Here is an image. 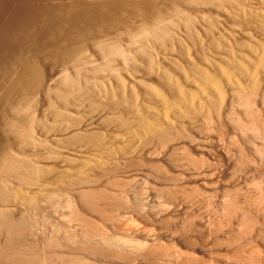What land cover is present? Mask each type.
I'll list each match as a JSON object with an SVG mask.
<instances>
[{
    "label": "bare ground",
    "instance_id": "1",
    "mask_svg": "<svg viewBox=\"0 0 264 264\" xmlns=\"http://www.w3.org/2000/svg\"><path fill=\"white\" fill-rule=\"evenodd\" d=\"M22 1H24V0H22ZM42 1H41L42 4H40L41 6L40 5H38L39 7L36 6L35 8H33L31 10L32 12L29 11L30 9L28 10L26 8L28 10V11H26L27 13L25 12V14H23L24 12H22V14L28 15V13L31 12L32 15L35 16V18H38L40 15H42L41 13L47 14L46 18L43 21L45 22V20H46V24L48 23L47 28H48L49 32L55 30V33L52 34L51 36L49 35V33H48V35L45 36V38L46 37L48 38V36H49L51 45H49V43H48L49 46L48 45L47 46H48V48H50V46H52V48H53V56L52 57H54L56 61H59L62 66L63 65L65 66L67 64V65H71V67H73V68L72 69L68 68V69L72 70L71 72L67 71L68 69L64 70V67H63V71L61 69L57 68L58 69L57 71H59V70L61 71V73L59 71V74H60L59 76H57L58 75L57 71L51 72V74H46L45 73L46 68L40 66V64H39L40 60L36 57L37 52L40 53V51H41V50L37 49V48H39L38 45H36L34 43V46L32 47V49H30L29 54H31V55L24 56L26 54H25V51L23 50L24 51V53H23V51L21 49V46L23 44L20 46V43H19L21 41L19 39L20 38V34H18L19 32L15 33L14 31H12L10 29V31L12 33L10 32V34L5 35L3 37V39L0 37V48L2 45L4 48H6L5 51H7V53H8L7 54L8 55L7 60H5L6 55H5V58L3 56L5 61H3L2 58H0V110L2 112H5L3 110L9 109L8 111L11 110L10 112L13 113L12 115H10V112L7 114L8 111L6 110L7 112L5 114L10 115V116L4 115L5 118L3 120L0 119V120H2V122L4 121L3 123L5 125L3 124V126H6L5 128H7V129L4 128L5 130H7L4 132L7 133L6 137H8L7 138L8 141L6 142V146H4L5 149L1 150L2 152L0 151V234L2 232L8 233V235H7L8 240H6L7 243H5V245L3 244L4 250H3V248L0 249V264H45L43 259H42L43 260L42 262L37 261L39 259L41 260V258H38V257H37L38 259H36V260L33 259L34 261L32 259H31L32 261L30 260L31 257L27 258L30 261L29 260L24 261L23 258L25 256L24 257L22 256L23 257L22 258L23 260H22V259L18 258V256L21 257L20 255H18L20 253L16 254V252H15L16 250L12 251L16 248H21V249L26 248L27 242L29 243V240L28 241L25 240V237H26L27 233L30 237L29 233H31V232L29 230L33 229V228L32 229L30 228L32 226L31 225L32 219H30V221H29V219L25 218L26 216H28L27 218H30L29 214L26 215L25 217L21 216V214H20L17 216V217L20 216L19 218L15 217L13 215V212H16L19 209H22V206H23V208L25 206V207L30 208L29 210L32 209V211H34L37 208L39 209V207L41 205L40 203H41V201L43 203V200L46 201V203L48 202L50 204V202L52 200H56L55 197L57 196V193H58V191H54V190L50 191L53 187L56 186L57 188H62V189L66 188L68 190L69 188H72L73 186H75L77 184H79V185L81 184V186H82V185H84V183H88V182L90 183V180L93 179L91 174H93L95 171L96 172L101 171V173L104 172L103 174H105V172L107 173L109 171V172L114 174V172H112L110 170L114 169V168L113 169H111V168L115 167L116 164L119 162V160H118V162H115L116 163L115 166H113L114 164L111 161H114L115 159H119V158L120 159L124 158V161H125V157L132 156L136 153V151L138 149H136L135 147L139 148L137 146L138 144L140 145L142 143L144 145L145 144L147 145V143L153 139L154 140L157 139V141H159V144H160V142L164 143L165 141L172 138L173 130L174 129L176 130V126H178V127H179V125L183 126L181 124H183L184 122H192V120L195 119L197 116L198 117L199 116L200 117L205 116L206 119H207V117H209L208 120H210L211 118H213L212 114L214 117H215V115L217 117H219L223 112H226V111H224L226 108H228L226 106L233 104L234 101H237L236 103L249 104V107H248L249 109H250V106L253 104L255 107V103H252V102L256 101L255 99H259L258 97L262 98L261 100L264 101V0H69V1L68 0H42ZM54 1H57V2H54ZM34 2H36V1L34 0ZM37 2L40 3V1H38V0H37ZM27 3H28V0H27ZM30 3L31 2H29V4ZM33 3H31V4H33ZM39 3H37V4H39ZM26 4H24V5H26ZM29 4H27V7ZM10 6H12V5H10ZM32 6H34V5H32ZM29 7H31V6H29ZM1 13L2 12H0V14ZM30 16L31 15H29V17ZM32 18H34V17L32 16ZM24 19H25V17H24ZM3 20H5V19H3ZM22 20H23V18H22ZM28 20L31 21L33 19L30 20V18H29ZM14 21H16V20H14ZM21 22H20V24H21ZM33 22H34V20H33ZM33 22H32V24H33ZM78 22H80V23H78ZM35 23H37V22H35ZM51 23L54 24V27L51 26L52 25ZM27 24H29V23H27ZM57 24H58V26H57ZM18 25H19V23H18ZM29 25H31V22ZM71 25H74V27L72 28L73 31H71V28H70ZM28 26H26V27L28 28ZM9 27H10V25H9ZM29 27H31V26H29ZM50 27H52V28L49 29ZM34 28H29V29L34 30ZM27 30L28 29H26L24 31L27 32ZM45 31H46V29H45ZM8 33H9V31H8ZM1 34H3V31ZM1 34H0V36H1ZM4 34H6L5 31H4ZM26 35H28L27 37H28L29 41L33 40L34 36H32V32L29 34V31H28V34L26 33ZM5 37H6V39H4ZM34 39H36V38H34ZM123 39H126V40H124V41H126L125 43H123ZM32 42H35V41H32ZM36 43H37V41H36ZM45 47H44V50H45ZM28 48H30V47H28ZM52 48H50L51 51H52ZM46 49H47V47H46ZM88 49L90 52H92L93 49H96L98 51L97 54L98 53L100 54L99 55L100 59H101V56L103 57L102 58V60L104 59L103 63H98L96 61L98 59L96 57L97 54L96 53L94 54V51L96 52V50L93 51L94 55L91 53V59L94 60V61L91 60L93 62L92 63L90 61V58H89L90 56L86 57L87 53L89 52ZM91 49H92V51H91ZM44 50H42V51H44ZM3 51H1V52H3ZM51 51H49V52H51ZM45 52H48V50ZM90 52H89V55H90ZM1 54L2 53H0V55ZM4 54H6V53H4ZM45 54H47V53H45ZM92 56H95L96 60L93 59L94 57H92ZM36 58H37V60H39V62L36 60ZM48 58L50 59L49 56H48ZM45 59L47 60V58H45ZM46 60H44V61H46ZM52 60H48V61H50V63H51ZM117 61H120L121 64L118 65ZM99 62H101V60ZM54 64H55V61H54ZM56 64H58V62ZM89 64H92V65H89ZM46 65H49V64H46ZM52 66L53 65H51L50 69H52V68L54 69V66L53 67ZM56 66L57 67L59 66V68H61L59 64ZM43 69L45 70V72ZM48 71H49V69H48ZM38 96H40V97L45 96V99L49 97L50 103L52 102V103H54V105L56 103L54 101H52L53 100V99H51L52 97H56L55 100L58 98L59 102L61 101L63 103V106H61L62 108L58 107L59 104L62 105V103H59V104L57 103L58 105H55L56 106L55 107L53 104H50L47 102V105L43 106V108L44 107L49 108V110L46 109L47 112L49 111L48 114L52 113L53 117H51V114H50V117H51V119H49V120H51L50 122L51 123L55 122V124L52 125L53 127L50 125L51 123H49V125L54 129H52L50 127L48 129V126H47L48 124L45 125V126H47V129L44 126V123H43V125H41L42 127L43 126L45 127V128L43 127L45 130L42 128V131L43 130L46 131V135L43 134V133H45L43 131V133H42L43 136L39 134L41 132V131H39L41 129V127L39 126L40 125L39 123L41 122V124H42L43 121H41V120H43V118H45L44 120H46V118L49 116L45 117V113H47L45 111V108H44V111L43 110L41 111V113L45 112L42 119L39 118L38 116H36L37 113H35V111L38 109H35V106L37 105ZM45 99H44V101H45ZM263 101H262V103H264ZM56 102H58V101H56ZM42 103H44V102H41V104ZM48 104H50V105L48 106ZM43 105H45V104H43ZM38 106L36 108H38ZM69 106H70V108L72 107L73 111L75 108L77 110H80V111L85 109V113L83 112L85 115H87L86 113L88 112V115L84 117V118H86V122H84V124L81 123L84 121V120H81L82 119L81 117H83L82 114L80 117L81 118L80 123H78L79 120H77L78 121L77 122L74 119V117L76 118L79 116V114H77L76 111H75V113L78 116H76V115L72 116L71 115L72 116L71 117L69 115V112H70L68 110ZM73 107H75V108H73ZM85 107L88 109L87 112H86L87 109ZM33 109L35 110V111H33L34 114H30V112ZM50 110H51V112H50ZM39 111H40V108H39ZM67 111H69V112L67 113ZM73 111L71 112L72 114H73ZM27 112L30 114L29 117L28 116L25 117V114ZM78 113H79V111H78ZM80 113H82V111ZM230 113L232 114V112H230ZM3 114H1V115H3ZM210 115H211V117H210ZM255 115H256V113H255ZM39 116H42V115L40 114ZM226 116H228V115H226ZM68 117H71L75 121H71V119ZM224 117H225V115H224ZM258 117H259V115H258ZM250 118H251V116H250ZM52 119H54V121H52ZM216 119L219 120V118H216ZM259 119H258V122H259ZM63 120L64 121L67 120V122H69V123H67L65 121L66 125L68 124L69 126L62 124L64 126V128L66 126V129L61 128L62 126H61V124H59L60 122H63ZM221 120H223V119H221ZM251 120H252V118H251ZM255 120L257 121V119H255ZM216 122H218V121H216ZM219 122H220V120H219ZM252 123H255V121L254 122L252 121ZM57 125L61 126V127H59V129H58ZM255 125H254V127H255ZM256 126H258V125H256ZM55 127H57V128H55ZM254 127L251 130H254L255 129ZM258 127H260V126H258ZM184 128H185V126H184ZM36 129L37 130L39 129L38 134H39V136H41V138L36 136L37 135ZM178 129L181 130V128H178ZM182 130H184V129H182ZM247 130H249V128ZM254 132H252V133L254 134ZM262 132H264V131H262ZM254 135H256V133ZM57 136H60L59 139L60 140L63 139L64 142L66 140L67 146L70 145V143H72L73 146H76V145H74V143H75V144H77V146H79V149L82 147V149H80V150L76 149L77 152H81L83 150V148H85V150H87V153H88V150L90 149L91 151H93L96 154V158H94L93 156H92V158H90V157L84 158L85 157L84 156L83 157L84 159L83 158L79 159L78 158L79 156L77 157V156L73 155L74 157L78 158L79 160L75 159L73 157L72 158H66V160H64V161H66V165H70L71 168L69 170L67 168L66 169L64 168L65 171H63L60 168L59 169L53 168L55 166L51 167V165L47 164V163L49 162V160L52 159V155H53L52 150L49 149L51 151L49 156L45 155V154L43 155L44 149H42L43 146H41V145H44L43 148H45V145L50 144L49 141H51V140H52V142L55 140L57 141L58 140ZM50 138H53V139H50ZM54 138H56V139L54 140ZM174 138H176V137H174ZM263 138L264 137H262V139ZM173 140H176V139H173ZM59 142H61V141H59ZM59 142H58V144H59ZM64 142H61V143L63 144ZM56 143H54V144H56ZM54 144H52V145H54ZM72 144H71V146H72ZM52 145H51V147H52ZM64 145H65V143H64ZM38 146L41 147V149L43 151L42 154L41 153L37 154L36 150H37V148L38 149L40 148ZM56 146H57V144H56ZM67 146L65 145L66 148L69 147V146L68 147ZM73 146H72V148H73ZM30 147L33 149V151H31L32 152L31 154H30V152L28 154L24 151V149L26 150V148H30ZM35 148H36V150H35ZM134 148H135V150H134ZM41 149H39V151ZM54 149H56V148L54 147ZM46 150H48V148ZM46 150H45V152H47V154H48L50 151H46ZM64 150H66V149L64 148ZM257 150H259V149L257 148ZM60 152H59V154H60ZM71 152L73 154V150ZM77 152H75V153H77ZM242 152H243V150H242ZM262 152L263 151H261V153ZM159 153H160V151H159ZM259 153H260V151H259ZM84 154H82V155H84ZM54 155H56V153ZM79 155H81V153ZM135 155L133 157H135ZM65 156H67V155L65 154ZM53 157L57 160L58 159L60 160V158H58L56 156H53ZM55 159H53L54 162H55ZM122 159H121V161H122ZM136 159H137V157H135L134 160L136 161ZM132 160H133V158H132ZM133 161L131 163H133ZM182 161H184V160H182ZM128 162H130V160H128ZM63 163L64 162H62V164ZM191 163H192V161H191ZM193 163H194V161H193ZM124 164H125V162H124ZM177 164H178V162H177ZM120 165H121V163H120ZM65 167L69 168V166H65ZM118 167H117V171H118V169H120L121 166L119 168ZM192 167H193V165H192ZM60 170H62V171H60ZM113 171H115V170H113ZM117 171H115V172H117ZM113 174L109 173L108 175L111 176ZM93 176H94V174H93ZM261 180H262V178H261ZM257 181H259V180H257ZM50 182L51 183L53 182L55 184V186H53L54 184H52L53 187L50 186L49 188H51V189L48 190V189H46V186ZM261 183H262V181H261ZM94 185L96 186V184H94ZM114 185H115V183H114ZM103 186H104V184H103ZM103 186H102V188H103ZM116 186H117V184H116ZM77 187H79V186L77 185ZM102 188H100L101 190H98V188H95V190H93L94 188L93 189L91 188L92 190H90V191L81 190L82 189L81 188L80 189L81 193H79L80 195H79L78 201H76L77 199L74 201L75 205H77L76 202H78L81 204L80 207H82V205L85 207V211H86V207H88V210H89V208H91L92 211L95 210L96 212H98L100 214H106V209L108 210V207H110L111 209H115V207L117 208L119 203H118V200H116V199L118 197L115 196L116 199H115V197L113 198V195L108 194L110 192L105 191V189L102 190ZM58 190H60V189H58ZM69 190H71V189H69ZM62 191H64L63 193L67 192V191L65 192V190H62ZM76 191L77 190H75L74 192H76ZM260 191H262V190H260ZM260 191H258V192H260ZM111 192H114V191H111ZM186 193H187V191H186ZM75 194H78V191ZM174 194H175V192H174ZM229 194H232V193H229ZM58 195H60V194L58 193ZM110 195L112 196V198L110 197ZM165 195H166V193H165ZM172 195H173V193H172ZM242 195H244V194H242ZM256 195H257V193H256ZM259 195H260V193H259ZM225 196H227V195L225 194ZM119 197H120V195H119ZM230 197H228V198H230ZM168 198H169V196H168ZM228 198L227 197L225 199L223 198L225 203L228 200ZM62 199H66V198L62 197ZM67 199H69V198H67ZM170 199H171V197H170ZM232 199H234V197ZM232 199H230V200H232ZM72 200H73V198H72ZM72 200H70V201H72ZM122 200H124V199H122ZM249 200H251V199L249 198ZM171 201H173V199ZM230 202H232V201H230ZM234 203L238 204L239 202H234ZM226 204H228V202ZM241 204L240 203L238 204L239 208H240ZM261 204H263V203H261ZM19 205H22L21 208H19L20 207ZM44 205H45V203H44ZM68 205H72V203L68 204ZM78 205L76 206L77 209L75 210V212L73 211L74 213L77 212L76 214L78 216L76 214H74L77 217H79L80 215H83L82 213H86V212H83L84 207L82 208V210H83L82 211ZM50 206H51V204H50ZM242 206H243V204H242ZM16 207H17V209L18 208L19 209L17 210ZM168 207L170 208V205ZM233 207L235 208L234 205L232 206V208ZM14 208L16 209V211ZM234 208L230 209V211L234 210ZM227 209L229 211V207ZM235 209L239 210L237 207ZM69 210H71V209H69ZM80 210L82 211V213L80 212ZM223 210H222V212H223ZM240 210H241V208H240ZM54 212H56V211H54ZM242 212H241V214H242ZM263 212H264V209H263ZM25 213H26V211H25ZM41 213L44 214V212H41ZM71 213H72V211H71ZM113 213H114V211H113ZM235 213L238 214L237 211ZM246 213H248V212L245 211V215H247ZM259 213H260V211H259ZM34 214L31 216L34 217ZM70 214L67 216H70ZM232 214H234V212ZM61 215H63V214H61ZM224 215H225V213H224ZM229 215H231V213L228 215L226 214L225 216H229ZM44 216H46V215H44ZM44 216H41V218H43ZM234 216H235V214L231 217H234ZM236 216H238V215H236ZM243 216H241V217L244 219L245 217H243ZM47 217H48V215H47ZM249 217H251V216H249ZM35 218H36V216H35ZM35 218H33V219H35ZM83 218H87V217H84V215H83L82 219ZM223 218H225V217H223ZM72 219H74V218H72ZM82 219H81V221H82ZM102 219H104V218H102ZM164 219H166V218H164ZM39 220H41V219L39 218ZM76 220L78 221L79 219H76ZM92 220H93V218H92ZM109 220H110V218L108 219V222H109ZM111 220H114V219L112 218ZM193 220H195V219H193ZM229 220H231V219H229ZM249 220H252V221H250L252 223L255 221L253 219H249ZM249 220L247 221V223L249 222ZM44 221H46V219H44ZM83 221L86 222L85 220H83ZM218 221H220V220H218ZM37 222H38V220H37ZM67 222H68V220H67ZM108 222H106V223H108ZM177 222H179V221H177ZM250 222H249L250 225L249 224L247 225V223H246L247 228H248V226L249 227H251V225L253 226V224H254V227L257 225V224L255 225L256 222H254L253 224H251ZM90 223H92V222L90 221L89 224ZM97 223H98V221H97ZM42 224H44V223H42ZM100 224H101V222H100ZM100 224H98V225H100ZM190 224L193 225L192 223H190ZM81 225H82V222H81ZM88 226L89 225H85L84 226L85 229ZM231 226H233V225H231ZM239 226H241V225H238V227ZM47 227H49V226H47ZM212 227L214 228V226H212ZM57 228H58V226L56 227V229ZM90 228H92V225H91V227H88L86 230L87 231H88V229L93 230ZM239 228L241 229V227H239ZM243 228L244 227H242V229ZM95 229H96V226H95ZM176 229H178V228L176 227ZM198 229H200V228H198ZM249 229L252 232L251 228H248V230ZM60 230H62V228H60L59 231ZM99 230H102V229H99ZM184 230H186V228ZM217 230H219V229L217 228ZM257 230H258V227H257ZM173 231L175 232V230H173ZM250 231H247V233ZM69 232H70V230H69ZM71 232L69 234H71ZM77 232H79V231H76V233ZM99 232H101V231H99ZM56 233H53V234L56 235ZM88 233H90V231H88ZM184 233H185V231H184ZM195 233H197V232H195ZM244 233H246V232H244ZM65 234H67V232ZM85 234H87V232ZM91 234H89V235H91ZM230 234L231 233H228V235H230ZM263 234H264V232H263ZM174 235H175V233H174ZM191 235L193 236V234H191ZM239 235L236 234L235 236H237V237L241 236L242 237L243 234L240 236ZM43 236H45V234H43ZM73 236L74 235L72 234V237ZM79 236H81V235H79ZM93 236L92 237L90 236V238H93ZM96 236H95V238H96ZM55 237H53V238H55ZM99 237H101V235H99ZM102 237H103V235H102ZM111 237H113V236H111ZM243 237H245V236L243 235ZM255 237H257L256 240H258V236H255ZM49 238L51 239L52 237H49ZM184 238H186V237H184ZM187 238H188V236H187ZM222 238H224V237H222ZM57 239H55V240H57ZM67 239H69V238H67ZM227 239H228V237H227ZM235 239H238V241H240L239 238L235 237ZM24 240L27 242L25 243ZM77 240H78V238H77ZM117 240H118V238H117ZM117 240L115 239V241H117ZM194 240L195 239H193V241ZM232 240L234 241V238ZM35 241H37V239ZM50 241H52V240H50ZM62 241H64V240H62ZM81 241H82V238H81ZM112 241H114L113 238H112ZM224 241H226V240H224ZM238 241L236 240V242H238ZM60 242H61V240H60ZM82 242H84V241H82ZM82 242L80 244H83ZM106 242H107V240H106ZM106 242L104 241L102 244H104ZM76 243H77V245H79L77 241H76ZM115 243L116 242H114V244ZM118 243H121V237H120V241ZM51 244H50V246H51ZM65 244L67 245V242ZM69 244H70V242H69ZM217 244H218V242H217ZM260 244H262V243H260ZM57 245H58V243L56 244V246ZM111 245H112V242H111ZM222 245H223V243H222ZM233 245H235V244L233 243ZM33 246L34 245H32L30 243V245H28L26 249L33 251L35 248ZM58 246H60V245H58ZM89 246H87V247H89ZM94 246H93V248H94ZM97 246H98V243H97ZM102 246H104V245H102ZM102 246H101V248H102ZM115 246H117V245H115ZM120 246H121V244H120ZM139 246H140V244H139ZM144 246H147V245H144ZM173 246L175 247V245H173ZM82 247L84 249V245ZM108 247H109V244H108ZM117 247H116V249H117ZM226 247H229V246H226ZM36 248H39V247H36ZM91 248H92V246H91ZM93 248H92V252L94 251ZM99 248L100 247L95 248L96 252L101 251V250H99ZM136 248H138V247H136ZM140 248H142V247L140 246ZM145 248H147V247H145ZM148 248H150V247H148ZM49 249H50V247H49ZM168 249H170V248H168ZM17 250H19V249H17ZM42 250H40V251H42ZM147 250H149V249H147ZM159 250H162V248ZM163 250H165V247ZM163 250H162V252H163ZM171 250H172V248H171ZM199 250H201V249H199ZM26 251H25V253H27ZM104 251H106V250H104ZM119 251H120V249H119ZM136 251L138 252V250H136ZM152 251L153 250L151 249V251H149V252L153 253ZM236 251H237V249H236ZM164 252H166V251H164ZM31 253H29V254L31 255ZM87 253H88V251H87ZM101 253H103V251ZM151 253H150V255H147L148 253L145 255L150 257L152 255ZM167 253H168V251H167ZM173 253H172V255H173ZM186 253L188 254V251ZM14 254H16V255H14ZM33 254L35 255V253H33ZM36 254L39 257L41 256L38 254V252ZM50 254L51 253H49V255ZM54 254H56V253H54ZM71 254H72L71 256L74 255L73 253H71ZM162 254L165 255V253H162ZM59 255H58V257H59ZM61 255L63 256L62 253H61ZM61 255H60V258H61ZM78 255H76V256H78ZM90 255H92V253ZM143 255H144V253H143ZM174 255H176V254L174 253ZM184 255L186 256V254H184ZM188 255H190V254H188ZM254 255L258 256L255 253H254ZM76 256L73 258L76 259ZM152 256H154V255H152ZM152 256L150 258H152ZM167 256H166V258H167ZM169 256L171 257V255H169ZM176 256H174V257H176ZM211 256H209V257H211ZM63 257L61 259H63ZM68 257H70V256H68ZM120 257H122V255ZM253 257L254 256H252V260H254V258L256 259V257H254V258ZM33 258H35V256ZM52 258H54V257H52ZM124 258H126V257H124ZM139 258H141V257H139ZM158 258L160 260V257L157 256V259ZM194 258H197V257L195 256ZM50 259H51V257H50ZM57 259L58 258H56V260ZM77 259H79V258H77ZM84 260H85V257H84ZM229 260H230V258H229ZM233 260H235V259H233ZM248 260H250V259H248ZM45 261H46V259H45ZM65 261H67V262H64L63 264H70V263L72 264V261L71 262H68V260H65ZM153 261H155V260H153ZM47 262H49V258H48ZM169 262H171V261H169ZM179 262H182V261H179ZM189 262L191 264V262H193V259H192V261L189 260L188 264H189ZM238 262H235V263H238ZM261 262H262V260H261ZM261 262L259 264H261ZM185 263L187 264V262H184V264ZM196 263L198 264L200 262H198V260H197ZM196 263H192V264H196ZM207 263H210V262H207ZM46 264H49V263H46ZM51 264H53V263L51 262ZM57 264H60V261ZM61 264H62V262H61ZM163 264H166V262L164 261Z\"/></svg>",
    "mask_w": 264,
    "mask_h": 264
},
{
    "label": "rangeland",
    "instance_id": "2",
    "mask_svg": "<svg viewBox=\"0 0 264 264\" xmlns=\"http://www.w3.org/2000/svg\"><path fill=\"white\" fill-rule=\"evenodd\" d=\"M36 2H34V0L30 1L28 0V3H27V0L25 1H22V0H0V12H2L0 14V34L2 33L3 31V34H1V38L3 39V37L5 35H8L10 34V29L12 31H14L15 33L19 32L18 34H20V46H21V49L22 51L24 50L25 51V54L24 56H29L31 54L30 53V49H32V47L34 46V43L36 45H38L40 53L37 52V55L36 57L40 60H36L39 62L40 66L46 68V72L44 70V72L46 74H51V72H56L58 69H61L63 71V67H64V70L65 69H68V68H73L71 67V65H61V63L59 61H56L53 56V48L52 46H50V48H52V51L50 50V48H48L50 44V39H49V36L48 38L45 36L49 35L51 36L52 34L55 33V30L49 32L48 28H47V24H46V20L45 22L43 21L47 14H43L41 13L42 15H40L38 18H35L34 15H32V9L35 8L36 6L42 4L41 1L42 0H38L40 1L37 2V0H35ZM69 1V0H68ZM29 2L33 3V4H29ZM43 2V1H42ZM54 2H57V1H54ZM28 7H27V4ZM39 3V4H37ZM26 4V5H24ZM12 5V6H10ZM34 5V6H32ZM31 6V7H29ZM41 6V5H40ZM9 7V8H8ZM39 7V6H38ZM31 11L30 13H28V15H23L25 14L26 11ZM8 9V10H7ZM24 9V10H23ZM12 11V12H11ZM20 11V12H19ZM10 12V13H9ZM22 12H24L22 14ZM27 13V12H26ZM4 14V15H3ZM7 14V15H6ZM20 14V15H19ZM19 15V16H18ZM29 15H31L29 17ZM32 16L34 18H32ZM6 17V18H5ZM25 17V19H24ZM11 18V19H10ZM15 18V19H14ZM23 18V20H22ZM30 18L34 20H31L29 21L28 19ZM85 18V17H84ZM83 18V19H84ZM5 19V20H3ZM8 19V20H7ZM13 19V20H12ZM36 19V20H35ZM2 20V21H1ZM16 20V21H14ZM20 20V21H19ZM26 20V21H25ZM39 20V21H38ZM22 21V22H21ZM28 21V22H27ZM12 22V23H11ZM21 22V24H20ZM26 22V23H25ZM31 22V25H29ZM33 22V24H32ZM37 22V23H35ZM44 22V23H43ZM21 26H19L18 25ZM29 23V24H27ZM80 23V22H78ZM26 24V25H25ZM40 24V25H39ZM42 24V25H41ZM52 24V23H51ZM10 25V27H9ZM31 27H29V26ZM33 25V26H32ZM38 25V26H37ZM19 26V27H18ZM23 26V27H22ZM28 26V28L26 27ZM52 27H54V24L51 25ZM58 26V24H57ZM26 27V28H25ZM35 27V28H34ZM43 27V28H42ZM52 27H50L49 29H51ZM74 25H71V31H73V28ZM25 28V29H24ZM29 28H34L33 29H29ZM38 28V29H37ZM56 28V27H55ZM14 29V30H13ZM27 30V32H25L24 30ZM46 29V31H45ZM17 30V31H16ZM31 30V31H30ZM4 31L6 34H4ZM9 31V33H8ZM28 31H29V34L32 32V36H34V39L32 41H35V42H32V41H29L28 39V35H26V33L28 34ZM12 33V32H11ZM22 33V34H21ZM40 34V35H39ZM36 35V36H35ZM44 37H43V36ZM41 36V37H40ZM7 37V36H6ZM6 37L4 39H6ZM39 39H38V38ZM27 38V39H26ZM49 39V40H48ZM28 40V41H27ZM42 42H41V41ZM126 39H123V43H125L126 41H124ZM37 41V43H36ZM49 41V42H48ZM23 42V43H22ZM26 43V44H25ZM29 43V44H28ZM42 43V44H41ZM49 43V45H48ZM31 44V45H30ZM33 44V45H32ZM41 44V45H40ZM27 45V46H26ZM30 45V46H29ZM48 45V46H47ZM47 49H46V47ZM3 46L1 45V50H0V53H2L0 55V58L3 59V61L7 60L8 58V53L6 50V48H2ZM30 47V48H28ZM41 47V48H40ZM44 47H45V50H44ZM90 49V48H89ZM88 49V51H89ZM4 50V51H3ZM44 50V51H42ZM48 52H45L47 51ZM96 50V49H93V51ZM3 51V52H1ZM23 51V53H24ZM51 51V52H49ZM92 51V49H91ZM93 51L90 52V55H89V52L87 53L86 57L90 56V61L92 60L91 59V53L93 54ZM27 52V53H26ZM47 54H45V53ZM87 52V51H86ZM97 50L96 52L94 51V54L96 53L97 54ZM49 53V54H48ZM43 54V55H42ZM93 54V55H94ZM5 55H6V59L4 60L5 58ZM41 55V56H40ZM45 55V56H44ZM50 57V59L48 58V56ZM99 53L97 54V60H96V57L95 56H92L94 57L93 59H95L98 63H103L104 59L102 60V56H101V59L99 57ZM4 56V58H3ZM40 57V58H39ZM47 58V60L45 59ZM54 58V59H53ZM88 58V59H89ZM1 59V60H2ZM55 61V64H54V61ZM101 62H99L100 60ZM46 60V61H44ZM48 60H52V62L50 63V61ZM99 60V61H98ZM94 61V60H92ZM91 61V62H92ZM58 62V64L60 65L61 68H59V66L57 67L56 64ZM96 62V63H97ZM118 65L121 64L120 61H117ZM93 63V62H92ZM97 63V64H98ZM46 64H49V65H46ZM44 65V66H43ZM51 65L54 66V69H50L51 68ZM89 65H92V64H89ZM46 66V67H45ZM48 66V67H47ZM50 66V67H49ZM52 66V67H53ZM70 66V67H69ZM56 67V68H55ZM66 67V68H65ZM58 68V69H57ZM49 69V71H48ZM71 69H68L67 71L71 72L72 70ZM60 71V70H59ZM59 71L58 72V75L59 76ZM49 72V73H48ZM61 73V71H60ZM56 97H52L51 99H53L52 101H54L56 104L55 105H58L59 103H62L61 101L59 102V99L57 98L55 100ZM259 99H255L256 101H253L252 103H255V107H254V104L250 106V109L248 108L249 107V104H246V103H236L237 101H234L233 104L231 105H228L224 111L226 112H223L219 117H217L215 115V117L213 116L212 114V117L214 118H211L210 120H208L209 117H206L205 116H197L195 119L192 120V122H182L183 126H176V130L174 131L173 130V135H172V138L165 141L164 143L160 142L159 144V141H157V139H153L151 141H149L147 143V145L145 144H136L139 148L135 147L136 149H138L136 151V155L135 157H137L136 161L134 160L135 157H133L134 155L132 156H128V157H125V161H124V158L121 159H115L114 161H111L113 162V166H115V162H118L116 164L115 167H112L111 169L117 171V167L121 166L120 169H118L117 172L113 171V170H110L113 173L109 172L110 174H113V175H108L109 173L105 172V174H103L104 172L101 173L100 172H92L94 174H91V176L93 177V181L90 180V183H84V185L81 186V184H77L79 187H77V185L73 186L72 188H69L71 190H67L66 188L62 189V188H57L55 186V184L52 182H50L47 186H46V189H51L49 188L50 186L53 187L50 191L54 190V191H58V193L60 195H58L57 193V196L55 197L56 200H52L50 202V204L46 201L43 200V203L41 201V205L39 207V209H35L34 211L29 210L30 208L28 207H25L23 208L22 205H19L21 208L22 206V209H16L18 211H15L16 212H13V215L15 217H17L18 215L21 214V216H26L29 214V217L30 218H27L28 216H26L25 218L26 219H32L31 221V229L32 230H29L31 233L30 234V237L27 233L26 237H25V240H29V243L27 241H25V243L27 242V245H26V248L28 245H30V243L32 245H34L33 247L34 250L33 251H30V250H27L26 248L24 249H21V248H16L12 251H15L16 254L20 255L21 257H19L18 255V258L22 259L24 256V261H28L29 259L27 258H30V260L34 259H38V258H41V260H37V261H43L46 263H49L51 264V262L53 264H57L59 263L60 261V264L62 262V264L64 262H67L65 260H68V262H71L72 261V264H84L85 262L87 264H163L164 261L166 262V264H184V262H187L188 264V261L193 259V262L192 263H196L197 260L198 264H259L261 262V264H264V212H263V209H264V138L262 139V137H264V103H262L263 100H261L262 98L258 97ZM40 99V100H39ZM45 96H38V101L37 100V105L35 106V109H38V110H32L30 112V114H34L33 111H35V113H37L36 116H38L39 118H43V115L45 112L41 113V111L43 110L44 111V108H45V111L47 112V110H49V108H46L43 106H46L47 105V102L50 103V100H49V97L45 99ZM49 100V101H48ZM58 101V102H56ZM41 102H44L41 104ZM264 102V101H263ZM39 103V104H38ZM58 103V104H57ZM45 104V105H43ZM50 104H53L54 103H50ZM48 104V106L50 105ZM39 105V106H38ZM42 105V106H41ZM54 105V106H55ZM248 105V106H247ZM38 106V108H36ZM47 106V107H48ZM61 106H63V103L62 105L59 104L58 107L62 108ZM56 107V106H55ZM39 108H40V111H39ZM75 108V107H73ZM86 108V107H85ZM47 109V110H46ZM72 107L70 108V106L68 107V110L70 111H67V113L69 112V115L71 116H78L77 114H79V118L78 117H74V119L77 121L79 120L78 123L81 122V120H84L83 122H81L82 124H84V122H86V118H84L85 116L88 115V109L86 110V114L85 115V109L81 110L82 113H80L81 111L80 110H76L73 109ZM253 109V110H252ZM259 109V110H258ZM7 109L3 110L5 112H2L0 110V119H4L5 116H10L12 115L13 113H11L10 111H6ZM258 110V111H257ZM73 111V114L71 113ZM76 111V113H75ZM79 111V113H78ZM251 111V112H250ZM256 115H255V113ZM7 112V114L10 112V115H6L5 113ZM49 112V111H48ZM45 113V117L46 116H49L46 118V120H44L45 118H43V121L42 124L41 122L39 123L41 129L39 131H41L39 133V131L36 129L37 131V137H40V135L43 136V134L46 135V131H44L45 127L47 129V126H48V129L49 127L52 128L55 124V122L51 123L49 119H51L52 116V113H49L48 114ZM51 112V110H50ZM84 112V113H83ZM232 112V114L230 113ZM253 112V113H252ZM260 112V113H259ZM4 113V114H3ZM230 113V114H229ZM250 113V114H249ZM3 114V115H1ZM29 113L27 112L25 114V117H29L30 114L28 115ZM41 114L42 116H39ZM47 114V115H46ZM50 114H51V117H50ZM81 114L83 117H81ZM254 114V115H253ZM259 117H258V115ZM5 115V116H4ZM34 115V116H35ZM68 115V116H69ZM223 115V116H222ZM225 115V117H224ZM228 115V116H226ZM231 115V116H230ZM32 116V115H31ZM71 116V117H72ZM232 118H230V117ZM252 120H251V118ZM2 117V118H1ZM71 117H68L71 119V121H75L73 120ZM82 119H81V118ZM211 117V115H210ZM263 117V118H262ZM78 118V119H77ZM84 118V119H83ZM216 118H219L220 122L218 119ZM227 118V119H226ZM257 119V121L255 119ZM260 118V119H259ZM81 119V120H80ZM223 119V120H221ZM258 119H259V122H258ZM2 120H0V151L1 150H4L6 146V142L8 141V137H6L7 133L4 132V131H7L5 129L6 126H3V122ZM218 122H216V121ZM249 120V121H248ZM48 123H47V122ZM52 121H54V119H52ZM67 122V120H65ZM65 121L63 120V122H60L59 124H61V126H58V129L59 127L63 128V129H66V126H69L68 124L66 125ZM211 121V122H210ZM251 121V122H250ZM252 121L255 123H252ZM44 123V126L47 125V126H41L43 125ZM49 123H51L50 126ZM69 123V122H67ZM248 123V124H247ZM258 123V124H257ZM260 123V124H259ZM263 123V124H262ZM65 124V128L63 125ZM245 124V125H244ZM260 126H256V125ZM5 125V124H4ZM220 125V126H219ZM224 125V126H223ZM255 125V127H254ZM263 125V126H262ZM56 126V125H55ZM185 126V128H184ZM255 128L254 130H251L253 129V127ZM39 127V128H40ZM55 127V128H57ZM251 127V128H250ZM5 128V129H4ZM38 128V127H37ZM42 128L44 129L43 131L45 133H43L42 131ZM178 128H181L178 129ZM224 128V129H223ZM249 128V130H247ZM54 129V128H52ZM184 129V130H182ZM56 130V129H55ZM179 130V131H178ZM251 130V131H250ZM2 131V132H1ZM184 131V132H183ZM255 131V132H254ZM4 132V133H3ZM180 132V133H179ZM183 132V133H182ZM252 132H254V134L256 133V135H254ZM260 132V133H259ZM36 133V132H35ZM39 133V134H38ZM43 133V134H42ZM259 133V134H258ZM263 133V134H262ZM48 135V134H47ZM175 135V136H174ZM178 137H177V136ZM263 135V136H262ZM262 136V137H261ZM5 137V138H4ZM60 136H57V141H61V142H64L63 139H59ZM176 137V138H174ZM50 139H53V138H50ZM49 139V140H50ZM56 138H54L55 140ZM173 139H176V140H173ZM56 140L52 142H50V144H54L57 142ZM48 142V143H49ZM58 142L54 145H51L47 144L45 145V148L48 150H46L44 147V145H41L43 146L42 149H44V153L40 147L39 149H41L39 151V149L35 148L37 154L39 153H43V155H48L51 153L50 150H52V159L49 160V162L47 164H50L51 167L53 168H56V169H62L63 171H65V169L67 168L68 170L71 168L70 165H66V158H75V159H82L84 156V158L86 157H90L92 158V156L94 158H96V154L91 151L89 148L88 150V153H87V150H85V148H83V152H77L76 149L78 150L79 149V146H77V144L74 143V145L76 146H73L72 143H70V145L67 146V143H66V140H65V145L68 147L66 148L64 143L62 144L61 142ZM61 143V144H60ZM69 144V143H68ZM73 148H72V146ZM164 144V145H163ZM167 144V145H166ZM62 145V146H61ZM64 145V146H63ZM143 145V146H142ZM151 145V146H150ZM47 146V147H46ZM59 146V147H58ZM141 146V147H140ZM163 146V147H162ZM262 146V147H261ZM54 147L56 149H54ZM162 147V148H161ZM165 147V148H164ZM261 147V148H260ZM31 148V147H30ZM30 148H26V150L24 149V151L26 153L30 154L32 153L31 151H33V149L31 150ZM53 148V149H52ZM58 148V149H57ZM62 148V149H61ZM64 148L66 150H64ZM134 148V150H135ZM141 148V149H140ZM257 148L259 150H257ZM50 149V150H49ZM82 149V147L80 148ZM79 149V150H80ZM143 149V150H142ZM263 149V150H262ZM46 151H50L48 154ZM68 150V151H67ZM70 150V151H69ZM73 150V154H72V151ZM160 153H159V151ZM243 150V152H242ZM61 151V152H60ZM86 151V152H85ZM173 151V152H172ZM190 151V152H189ZM260 151V153H259ZM261 151H263L261 153ZM2 152V151H1ZM56 155H54L55 153ZM58 152V153H57ZM60 152V154H59ZM69 152V153H68ZM77 152V153H75ZM93 152V153H92ZM81 153L84 154V155H79ZM173 153V154H172ZM58 154V155H57ZM64 154V155H63ZM65 154L68 156H65ZM72 156H71V155ZM190 154V155H189ZM42 155V156H43ZM79 156L78 158L74 157V156ZM88 155V156H87ZM90 155V156H89ZM53 156H56L58 158H60V160L58 161L57 159H55ZM61 156V157H60ZM63 156V157H62ZM81 156V157H80ZM177 156V157H176ZM263 156V157H262ZM133 160H132V158ZM187 157V158H186ZM191 157V158H190ZM193 157V158H192ZM83 158V159H84ZM128 158V159H127ZM131 158V159H130ZM140 158V159H139ZM171 158V159H170ZM251 158V159H250ZM55 159V162L54 160ZM78 159V160H79ZM127 159V160H126ZM195 159V160H194ZM63 160V161H62ZM128 160H130V162H128ZM184 160V161H182ZM188 160V161H187ZM261 160V161H260ZM133 161V163H131ZM180 161V162H179ZM194 163L192 164L191 163ZM199 161V162H198ZM256 161V162H255ZM62 162H64L62 164ZM125 162V164H124ZM178 162V164H177ZM184 162V163H183ZM123 163V164H122ZM143 163V164H142ZM190 163V164H189ZM112 164V163H111ZM119 164V165H118ZM118 165V166H117ZM193 165V167H192ZM245 165V166H244ZM61 166V167H60ZM65 166H69L68 167H65ZM112 166V165H111ZM242 166V167H241ZM50 167V166H49ZM118 167V168H119ZM178 167V168H177ZM65 168V169H64ZM122 168V169H121ZM60 170V171H62ZM121 170V171H120ZM178 170V171H177ZM67 171V170H66ZM258 171V172H257ZM261 171V172H260ZM96 173V174H95ZM100 173V174H99ZM214 173V174H213ZM104 176H103V175ZM107 174V175H106ZM119 174V175H118ZM195 174V175H194ZM219 174V175H218ZM97 175V176H96ZM116 175V176H115ZM90 176V177H91ZM96 176V177H95ZM113 176V177H112ZM172 176V177H171ZM262 176V177H261ZM91 177V178H92ZM168 177V178H167ZM90 178V179H91ZM95 178V179H94ZM98 178V179H97ZM103 178V179H102ZM106 178V179H105ZM109 178V179H108ZM160 178V179H159ZM195 178V179H194ZM262 178V180H261ZM97 179V180H96ZM117 179V180H116ZM256 179V180H255ZM96 180V181H95ZM255 180V181H254ZM259 180V181H257ZM174 181V182H173ZM254 181V182H253ZM262 181V183H261ZM100 182V183H99ZM109 182V183H108ZM121 182V183H120ZM99 183V184H98ZM115 183V185H114ZM120 183V184H119ZM258 183V184H257ZM52 184H54L52 186ZM96 184V186L94 185ZM101 184V185H100ZM104 184V186H103ZM117 184V186H116ZM256 184V185H255ZM255 185V186H254ZM92 186V187H91ZM103 186V188H102ZM108 188H107V187ZM170 186V187H169ZM240 186V187H239ZM48 187V188H47ZM82 189H81V188ZM113 187V188H112ZM85 190V191H90L92 190H95V188H98V190H101L100 188L105 189V191L107 192H110L108 194H111L113 195V198L115 196H117L118 198L115 199L118 200V203L119 205L117 206V208L115 207V209H111L110 207H108V210L106 209V214H100L98 212H96L95 210L92 211L91 208H89L88 210V207H86V211H85V207L80 203L76 202V204L79 206V208L82 210V208L84 207V211L83 212H86V213H82V211L80 210V212L84 215V217H87V218H83L82 219V216L83 215H80L79 213V217H77L78 215L75 212V210L77 209V205H75V200L78 201V198H79V193H81V190ZM84 188V189H83ZM88 188V189H87ZM92 188V189H91ZM119 188V189H118ZM162 188V189H161ZM164 188V189H163ZM56 189V190H55ZM60 189V190H58ZM79 189V190H78ZM87 189V190H86ZM108 189V190H107ZM113 189V190H112ZM116 189V190H115ZM62 190H65L66 193H63L64 191ZM75 190L78 191V194H75L77 193L74 192ZM196 190V191H195ZM236 190V191H235ZM262 190V191H260ZM62 193H61V192ZM80 191V192H79ZM111 191H114V192H111ZM170 191V192H169ZM187 191V193H186ZM191 191V192H190ZM260 191V192H258ZM106 192V193H107ZM119 192V193H118ZM175 192V194H174ZM198 192V193H197ZM213 192V193H212ZM253 192V193H252ZM70 193V194H69ZM74 193V194H73ZM166 193V195H165ZM173 193V195H172ZM215 193V194H214ZM229 193H232V194H229ZM239 193V194H238ZM257 193V195H256ZM260 193V195H259ZM117 194V195H116ZM225 194L227 196H225ZM238 196H237V195ZM244 194V195H241ZM255 194V195H254ZM67 195V196H66ZM70 195V196H69ZM73 197H72V196ZM110 195V197L112 198V196ZM120 195V197H119ZM200 195V196H199ZM209 195V196H208ZM250 195V196H249ZM263 195V196H262ZM169 196V198H168ZM194 196V197H193ZM197 196V197H196ZM224 196V197H223ZM231 196V197H230ZM234 199H232L233 197ZM245 196V197H244ZM253 196V197H252ZM257 196V197H256ZM59 197V198H58ZM63 198H66V199H62ZM71 197V198H70ZM125 197V198H124ZM171 197V199H170ZM228 198V200L226 201V203L228 202V204L225 203L224 199L225 198ZM239 197V198H238ZM241 197V198H240ZM248 197V198H247ZM69 198V199H67ZM73 198V200H72ZM175 198V199H174ZM224 198V199H223ZM249 198L251 200H249ZM120 199V200H119ZM124 199V200H122ZM127 201H126V200ZM173 199V201H171ZM189 201H188V200ZM195 199V200H194ZM232 199V200H230ZM42 200V199H41ZM58 200V201H57ZM66 200V201H65ZM72 200V201H70ZM56 201V202H55ZM120 201V202H119ZM184 201V202H183ZM224 201V202H223ZM232 201V202H230ZM241 201V202H240ZM247 201V202H246ZM258 201V202H257ZM58 202V203H57ZM69 202V203H68ZM234 202H239L241 204L240 208L241 210L244 212H242L239 208V203H234ZM249 202V203H248ZM252 202V203H251ZM45 203V205H44ZM71 204L72 205H68V204ZM234 203V204H233ZM251 203V204H250ZM255 203V204H254ZM263 203V204H261ZM230 204V205H229ZM235 206V208L237 207L239 210L235 209L234 207V210H231L230 209H233L232 206L233 205ZM236 204V205H235ZM247 204V205H246ZM250 204V205H249ZM253 204V205H252ZM257 204V205H256ZM44 205V206H43ZM47 205V206H46ZM67 205V206H66ZM75 205V206H74ZM106 205V204H105ZM126 207H125V206ZM170 205V208L168 207ZM227 205V206H226ZM232 205V206H231ZM245 205V206H244ZM261 205V206H260ZM55 206V207H54ZM70 206V207H69ZM174 206V207H173ZM250 206V207H249ZM67 207V208H66ZM122 207V208H121ZM124 207V208H123ZM220 207V208H219ZM222 207V208H221ZM225 209H224V208ZM229 207V211H228V208ZM231 207V208H230ZM51 208V209H50ZM53 208V209H52ZM74 210H73V209ZM129 208V209H128ZM166 208V209H165ZM214 208V209H213ZM217 208V209H216ZM250 208V209H249ZM254 208V209H253ZM260 208V209H259ZM46 209V210H45ZM51 211H50V210ZM71 209V210H69ZM122 209V210H121ZM221 209V210H220ZM224 209V210H223ZM42 210V211H41ZM44 210V211H43ZM48 210V211H47ZM70 212H69V211ZM92 212H91V211ZM118 210V211H117ZM223 210V212H222ZM227 210V211H226ZM238 212L235 213L236 211ZM248 212L246 213L247 215H245V211ZM26 211V213H25ZM46 211V212H45ZM56 211V212H54ZM72 211V213H71ZM74 211V212H73ZM114 211V213H113ZM166 211V212H165ZM219 211V212H218ZM226 211V212H225ZM235 214L234 217H231L233 216L234 214H232L233 212ZM240 211V212H239ZM260 211V213H259ZM262 211V212H261ZM22 212V213H21ZM31 212V213H30ZM33 212V213H32ZM41 212H44L41 213ZM62 212V213H61ZM96 212V213H95ZM161 212V213H160ZM170 212V213H169ZM244 215H242L241 214ZM16 215H15V214ZM35 213V214H34ZM47 213V214H46ZM71 213V214H70ZM108 213V214H107ZM165 213V214H164ZM186 213V214H185ZM227 214H230L229 216H225L224 215ZM34 214V217L31 216ZM37 214V215H36ZM39 214V215H38ZM50 214V215H49ZM63 214V215H61ZM70 216H67L69 215ZM74 214H76L77 216H75ZM87 216H86V215ZM111 214V215H110ZM161 214V215H160ZM197 214V215H196ZM200 214V215H199ZM46 215V216H44ZM48 215V217H47ZM74 217H73V216ZM105 215V216H104ZM110 215V216H109ZM114 215V216H113ZM238 215V216H236ZM251 217H249V216ZM258 215V216H257ZM260 215V216H259ZM36 216V218H35ZM39 216V217H38ZM41 216H44L43 218H41ZM51 216V217H50ZM62 216V217H61ZM94 216V217H93ZM101 216V217H100ZM186 216V217H185ZM241 216L243 217H247L246 219L242 218ZM20 217V216H19ZM17 217V218H19ZM68 219H67V218ZM74 219H72V218ZM91 219H90V218ZM110 218L109 222H108V219ZM116 219H115V218ZM182 217V218H181ZM185 217V218H184ZM225 217V218H223ZM231 219V220H229ZM35 218V219H33ZM39 218L41 220H39ZM48 218V219H47ZM50 218V219H49ZM65 218V219H64ZM93 218V220H92ZM104 218V219H102ZM114 219V220H111V219ZM166 218V219H164ZM187 218V219H186ZM219 218V219H218ZM238 218V219H237ZM256 218V219H255ZM44 219H46V221H44ZM76 219H79L78 221ZM82 219V221H81ZM101 219V220H100ZM191 219V220H190ZM195 219V220H193ZM197 219V220H196ZM224 219V220H223ZM243 219V220H242ZM249 219H253L255 220L254 222L255 223V227H254V222H250L252 220H249ZM258 219V220H257ZM38 220V222H37ZM55 220V221H54ZM68 220V222H67ZM83 220H85L86 222H84ZM92 222L90 223L92 225V228L90 229H93V230H89L90 233H88V231L86 230L88 227H91V225L89 224V222ZM107 220V221H106ZM121 220V221H120ZM165 220V221H164ZM185 220V221H184ZM190 222H189V221ZM220 220V221H218ZM228 220V221H227ZM238 220V221H237ZM240 220V221H239ZM242 220V221H241ZM245 220V221H244ZM249 220V222L251 224H253V226L251 225V227L248 226V228H251L252 232L250 231V229L248 230L247 228V225L249 224V222L247 223V221ZM50 221V222H49ZM98 221V223H97ZM117 221V222H116ZM179 221V222H177ZM194 221V222H193ZM233 221V222H232ZM235 221V222H234ZM36 222V223H35ZM80 222V223H79ZM81 222H82V225H81ZM101 222V224H100ZM108 222V223H106ZM176 222V223H175ZM213 222V223H212ZM241 222V223H240ZM260 222V223H259ZM33 223V224H32ZM36 225H35V224ZM38 223V224H37ZM41 223V224H40ZM44 223V224H42ZM49 223V224H48ZM54 223V224H53ZM84 223V224H83ZM106 223V224H105ZM163 223V224H162ZM186 225H185V224ZM190 223H192L193 225H191ZM195 223V224H194ZM229 223V224H228ZM244 223V224H243ZM247 223V225H246ZM40 224V225H39ZM80 224V225H79ZM100 224V225H98ZM112 224V225H111ZM119 224V225H118ZM125 224V225H124ZM175 224V225H174ZM184 224V225H183ZM243 224V225H242ZM44 225V226H43ZM67 225V226H66ZM85 225H89L88 227H86L85 229ZM96 226V229H95V226ZM181 225V226H180ZM214 226V228L212 226ZM233 225V226H231ZM236 225V226H235ZM238 225H241L239 227H241V229L238 227ZM250 225V224H249ZM261 225V226H260ZM42 226V227H41ZM49 226V227H47ZM58 226V228L56 229V227ZM60 226V227H59ZM81 226V227H80ZM83 226V227H82ZM178 229H176V227ZM210 228H209V227ZM42 229H41V228ZM51 227V228H50ZM80 227V228H79ZM188 227V228H187ZM197 227V228H196ZM203 227V228H202ZM237 227V228H236ZM242 227H244L242 229ZM254 229H253V228ZM257 227H258V230H257ZM45 228V229H44ZM47 228V229H46ZM62 228V230L59 231V229ZM186 228V230H184ZM200 228V229H198ZM217 228L219 230H217ZM225 228V229H224ZM234 228V229H233ZM239 228V229H238ZM260 228V229H259ZM36 229V230H35ZM38 229V230H37ZM40 229V230H39ZM56 229V230H55ZM66 229V230H65ZM81 229V230H80ZM85 229V230H84ZM99 229H102V230H99ZM108 229V230H107ZM169 229V230H168ZM188 229V230H187ZM228 229V230H227ZM44 230V231H43ZM71 234H69L70 232ZM104 230V231H103ZM175 230V232L173 231ZM178 230V231H177ZM198 230V231H197ZM200 230V231H199ZM210 230V231H209ZM224 230V231H223ZM250 231L247 233V231ZM36 231V232H35ZM42 231V232H41ZM59 231V232H58ZM62 231V232H61ZM67 234H65L66 232ZM76 231H79L76 233ZM101 231V232H99ZM185 231V233H184ZM212 231V232H211ZM223 231V232H222ZM241 231V232H240ZM262 233H261V232ZM35 232V233H34ZM47 232V233H46ZM51 232V233H50ZM57 232V233H56ZM65 232V233H64ZM75 232V233H74ZM82 232V233H81ZM87 232V234L85 233ZM94 232V233H93ZM107 232V233H106ZM181 232V233H180ZM188 232V233H187ZM197 232V233H195ZM220 232V233H219ZM246 232V233H244ZM259 232V233H258ZM37 233V234H36ZM45 234V236H43V234ZM53 233H56L53 234ZM60 233V234H59ZM92 233V234H91ZM175 233V235H174ZM178 233V234H177ZM215 233V234H214ZM228 233H231L230 235H228ZM237 235H244L245 237H237L235 236L236 234ZM34 234V235H33ZM41 234V235H40ZM64 236H63V235ZM69 234V235H68ZM72 234L74 235L72 237ZM85 234V235H84ZM91 234V235H89ZM97 236H96V235ZM101 235V237H99V235ZM105 234V235H104ZM108 234V235H107ZM113 234V235H112ZM188 238H187V236ZM193 234V236L191 235ZM195 234V235H194ZM211 234V235H210ZM217 234V235H216ZM258 234V235H257ZM7 235L8 233L7 232H2L0 234V249H2L5 245V243H7L6 240L7 239ZM36 235V236H35ZM40 235V236H39ZM50 235V236H49ZM56 237H55V236ZM66 235V236H65ZM81 235V236H79ZM87 235V236H86ZM94 235V236H93ZM103 235V237H102ZM184 235V236H183ZM201 235V236H200ZM32 236V237H31ZM39 236V237H38ZM61 236V237H60ZM76 236V237H75ZM79 236V237H78ZM90 236L93 238H90ZM96 236V238H95ZM113 236V237H111ZM198 236V237H197ZM224 238H222V237ZM230 236V237H229ZM255 236H258V240L257 237ZM34 237V238H33ZM49 237H52L51 239ZM55 237V238H53ZM71 237V238H70ZM84 237V238H83ZM89 237V238H88ZM100 239H99V238ZM108 237V238H107ZM110 237V238H109ZM115 237V238H114ZM120 237H121V243H118L120 241ZM186 237V238H184ZM205 237V238H204ZM210 237V238H209ZM226 237V238H225ZM228 237V239H227ZM236 238H239L240 241H238V239H235ZM41 238V239H40ZM46 238V239H45ZM49 238V239H48ZM58 238V239H57ZM63 238V239H62ZM69 238V239H67ZM75 238V239H74ZM78 238V240H77ZM81 238H82V242L81 241ZM102 238V239H101ZM105 238V239H104ZM107 238V239H106ZM112 238L114 241H112ZM118 238V240H117ZM184 238V239H183ZM234 238V241L232 240ZM250 238V239H249ZM37 239V241L35 240ZM57 239V240H55ZM73 239V240H72ZM115 239L117 241H115ZM124 239V240H123ZM126 239V240H125ZM193 239H195L193 241ZM197 239V240H196ZM202 239V240H201ZM206 239V240H205ZM43 240V241H42ZM52 240V241H50ZM59 240V241H58ZM61 240V242H60ZM64 240V241H62ZM68 240V241H67ZM88 240V241H87ZM107 240V242H106ZM130 240V241H129ZM226 240V241H224ZM236 240L238 242H236ZM244 240V241H243ZM253 242H252V241ZM3 241V242H2ZM6 241V242H5ZM76 241L78 242V244L80 245H77ZM100 241V242H99ZM105 241L106 243L102 244L103 242ZM174 241V242H173ZM247 241V242H246ZM250 241V242H249ZM36 242V243H35ZM38 242V243H37ZM52 244H51V243ZM67 242V245L65 243ZM70 242V244H69ZM83 243V244H80V243ZM110 242V243H109ZM111 242H112V245H111ZM114 242H116L114 244ZM163 242V243H162ZM165 242V243H164ZM182 242V243H181ZM196 242V243H195ZM201 242V243H200ZM218 242V244H217ZM226 242V243H225ZM244 242V243H243ZM257 242V243H256ZM34 243V244H33ZM44 243V244H43ZM47 243V244H46ZM58 243V245L60 246H56V244ZM61 243V244H60ZM94 243V244H93ZM97 243H98V246H97ZM140 246L143 248H140ZM157 243V244H156ZM174 243V244H173ZM198 243V244H197ZM223 243V245H222ZM233 243L235 245H233ZM246 243V244H245ZM251 243V244H250ZM257 245H256V244ZM262 243V244H260ZM4 244V245H3ZM24 244V243H23ZM51 244V246H50ZM55 244V245H54ZM69 244V245H68ZM75 244V245H74ZM86 244V245H85ZM92 244V245H91ZM106 244V245H105ZM108 244H109V247H108ZM121 244V246H120ZM123 244V245H122ZM125 244V245H124ZM166 246H165V245ZM170 244V245H169ZM172 244V245H171ZM226 244V245H225ZM242 244V245H241ZM249 244V245H248ZM253 244V245H252ZM7 245V244H6ZM25 245V244H24ZM23 245V246H24ZM39 245V246H38ZM48 245V246H47ZM53 245V246H52ZM62 245V246H61ZM73 245V246H72ZM84 245V249H83V246ZM90 245V246H89ZM95 245V246H94ZM104 245V246H102ZM117 245V246H115ZM138 245V246H137ZM144 245H147V246H144ZM156 245V246H155ZM175 245V247L173 246ZM183 245V246H182ZM221 245V246H220ZM237 245V246H236ZM240 245V246H239ZM43 248H42V247ZM56 246V247H55ZM68 248H67V247ZM89 246V247H87ZM93 248V252H92V248ZM100 247L99 251L100 253L103 251V253H99L98 251L96 252L95 248L97 247ZM102 246V248H101ZM112 246V247H111ZM115 246V247H114ZM123 246V247H122ZM155 246V247H154ZM198 246V247H197ZM226 246H229V247H226ZM251 246V247H250ZM18 247V246H17ZM36 247H39V248H36ZM50 247V249H49ZM75 247V248H74ZM111 247V248H110ZM117 247V249H116ZM138 247V248H136ZM147 247V248H145ZM150 247V248H148ZM159 247V248H158ZM165 247V250H163ZM195 247V248H194ZM202 247V248H201ZM208 247V248H207ZM233 247V248H232ZM240 247V248H239ZM15 248V247H14ZM41 248V249H40ZM60 248V249H59ZM64 248V249H63ZM80 248V249H79ZM88 248V249H87ZM110 248V249H109ZM114 248V249H113ZM122 248V249H121ZM163 250H159L161 249ZM170 248V249H168ZM172 248V250H171ZM231 248V249H230ZM239 248V249H238ZM19 249V250H17ZM37 249V250H36ZM43 249V250H42ZM69 249V250H68ZM106 251H104V250ZM108 249V250H107ZM120 249V251H119ZM125 249V250H124ZM138 250V252L136 250ZM147 251H145V250ZM149 249V250H147ZM151 249L153 250L151 252ZM156 249V250H155ZM176 249V250H175ZM179 249V250H178ZM181 249V250H180ZM195 249V250H194ZM201 249V250H199ZM239 252H237L236 251ZM242 249V250H241ZM4 250V248H3ZM27 250V251H26ZM42 250V251H40ZM68 250V251H67ZM76 250V251H75ZM144 250V251H143ZM160 252H159V251ZM175 250V251H174ZM232 250V251H231ZM241 250V251H240ZM262 250V251H261ZM11 251V252H12ZM24 251V252H23ZM25 251L27 253H25ZM30 251V252H29ZM54 251V252H53ZM86 251V252H85ZM88 251V253H87ZM112 253H111V252ZM114 251V252H113ZM166 251V252H164ZM168 251V253H167ZM170 251V252H169ZM188 251V254H192L191 256L188 255L186 252ZM261 251V252H260ZM14 252V253H15ZM32 252V253H31ZM38 252L39 255H41L40 257L36 254ZM43 252V253H42ZM53 252V253H52ZM86 254H85V253ZM120 254H119V253ZM122 252V253H121ZM125 252V253H124ZM157 252V253H156ZM177 255H174V253ZM179 252V253H178ZM192 252V253H191ZM201 252V253H200ZM242 252V253H241ZM257 254L258 256L254 255V253ZM31 253V255L29 254ZM35 253V255L33 254ZM47 253V254H46ZM49 253H51L49 255ZM56 253V254H54ZM61 253L63 254V257L61 255ZM73 253L74 255L71 256ZM92 253V255H90ZM124 253V254H123ZM139 253V254H138ZM142 253V254H141ZM144 253V255H143ZM148 253V254H147ZM150 253L154 256H152V258H150L149 256H146L145 254L147 255H150ZM156 253V254H155ZM162 253H165V255H163ZM173 253V255H172ZM226 253V254H225ZM244 253V254H243ZM250 253V254H249ZM260 253V254H259ZM14 254V255H16ZM28 254V255H27ZM54 254V255H53ZM61 255V258L63 257V259L60 258V255ZM79 254V255H78ZM81 254V255H80ZM95 254V255H94ZM171 255V257L169 255ZM182 256H181V255ZM186 254V256L184 255ZM197 258H194L195 256ZM238 254V255H237ZM244 256H243V255ZM13 255V256H14ZM33 255V256H32ZM37 255V256H36ZM59 255V257H58ZM78 255V256H76ZM85 255V256H84ZM122 255V257H120ZM132 255V256H131ZM168 255V256H167ZM212 255V256H211ZM215 257H214V256ZM226 255V256H225ZM228 255V256H227ZM242 255V256H241ZM5 256V255H4ZM23 256V257H22ZM28 256V257H27ZM35 256V258H33ZM56 256V257H55ZM70 256V257H68ZM76 256V259L79 258V259H75L73 257ZM98 256V257H97ZM107 256V257H106ZM119 256V257H118ZM141 258H139V257ZM157 256L160 257V260L159 258L157 259ZM162 256V257H161ZM167 256V258H166ZM176 256V257H174ZM180 256V257H179ZM190 256V257H189ZM211 256V257H209ZM223 256V257H222ZM252 256L256 257V259L254 258V260H252ZM38 257V258H37ZM44 257V258H43ZM46 257V258H45ZM51 257V259H50ZM54 257V258H52ZM84 257H85V260H84ZM95 259H93V258ZM103 257V258H102ZM105 257V258H104ZM112 257V258H111ZM118 257V258H117ZM126 257V258H124ZM132 257V258H131ZM143 257V258H142ZM145 257V258H144ZM147 257V258H146ZM164 257V258H163ZM193 257V258H192ZM230 260H229V258ZM251 257V258H250ZM48 258H49V262L48 261ZM56 258H58L56 260ZM70 258V259H69ZM99 258V259H98ZM110 258V259H109ZM125 260H124V259ZM137 258V259H136ZM173 258V259H172ZM175 258V259H174ZM182 258V259H181ZM199 258V259H198ZM218 258V259H217ZM261 258V259H260ZM22 259V260H23ZM43 259V260H42ZM46 259V261H45ZM53 259V260H52ZM128 261H127V260ZM147 259V260H146ZM149 259V260H148ZM169 259V260H168ZM171 259V260H170ZM187 259V260H186ZM197 259V260H196ZM204 259V260H203ZM227 259V260H226ZM235 259V260H233ZM250 259V260H248ZM258 259V260H257ZM4 260V259H3ZM29 260V261H30ZM31 260V261H32ZM33 260V261H34ZM74 260V261H73ZM83 260V261H82ZM104 260V261H103ZM107 260V261H106ZM155 260V261H153ZM159 260V261H158ZM168 260V261H167ZM196 262H195V261ZM81 261V262H80ZM113 261V262H112ZM146 261V262H145ZM148 261V262H147ZM153 261V262H152ZM171 261V262H169ZM179 261H182V262H179ZM203 261V262H202ZM239 261V262H238ZM43 262V263H44ZM80 262V263H79ZM143 262V263H142ZM152 262V263H151ZM162 262V263H161ZM169 262V263H168ZM207 262H210V263H207ZM226 262V263H225ZM235 262H238V263H235ZM253 262V263H252ZM85 263V264H86ZM71 264V263H70ZM186 264V263H185ZM190 264V262H189ZM197 264V263H196Z\"/></svg>",
    "mask_w": 264,
    "mask_h": 264
}]
</instances>
